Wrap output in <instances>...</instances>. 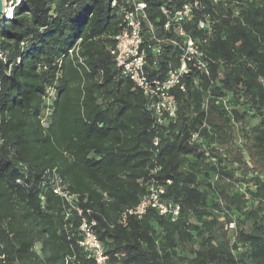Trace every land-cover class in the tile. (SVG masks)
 Returning <instances> with one entry per match:
<instances>
[{
	"label": "trees",
	"instance_id": "obj_1",
	"mask_svg": "<svg viewBox=\"0 0 264 264\" xmlns=\"http://www.w3.org/2000/svg\"><path fill=\"white\" fill-rule=\"evenodd\" d=\"M112 1L24 0L0 21V264H95L79 244L82 218L94 221L105 264H264V0H140L142 46L161 47L148 48L151 75L179 64L162 5L191 3L183 27L208 61V76L191 68L184 90L171 89L166 125L115 66L128 2ZM204 15L210 30L198 28ZM153 180L177 218L149 207L121 223Z\"/></svg>",
	"mask_w": 264,
	"mask_h": 264
},
{
	"label": "built area",
	"instance_id": "obj_2",
	"mask_svg": "<svg viewBox=\"0 0 264 264\" xmlns=\"http://www.w3.org/2000/svg\"><path fill=\"white\" fill-rule=\"evenodd\" d=\"M3 1V19L11 18L16 7L22 5L24 0H2ZM216 3L218 0H211ZM128 4L121 8L123 12V27L114 36L115 44L110 49V54L113 56L114 63L119 73L128 78L134 88L139 89L147 98V108L154 117L156 125H166L167 122L173 119L176 115V103L171 94V89L179 86L184 90V86L180 83L183 74L187 73L191 68L205 75H209L208 61L205 53L195 39H193L183 27V22L190 17L191 3L186 2L179 10L171 11L165 5L160 7L161 13L165 16L163 27L165 30L173 31L175 38H172L176 44L180 46V56L178 66L168 65L165 70L164 77L151 75L147 61V48L142 46L143 43V22H148V17L145 12L146 4L140 0H127ZM116 0H113L111 5H115ZM194 6H198L197 0L193 1ZM200 6V5H199ZM210 20L208 15H204V19L198 21V28L210 30ZM149 30L152 31V26L149 24ZM179 39H177V38ZM178 40H180L178 42ZM160 43L162 39H157ZM77 51V47L74 48ZM149 50L153 54H159L161 47L157 44L155 47H150ZM72 49L69 50L71 52ZM47 92L50 97H54L55 93L48 88ZM43 126H47L46 121H42ZM191 141L201 143L202 139L198 132L191 134ZM158 138L155 137L153 145H158ZM159 167L154 169L157 171ZM54 192L60 195L68 205L72 206L75 195L70 194L62 184L61 178L53 173L51 177ZM164 187L153 180L149 186L147 193L139 200V202L126 209L121 217L120 222L125 223L127 215H136L141 217L147 208L151 207L157 210L160 215L168 216L171 221H174L180 211L178 203L162 198ZM80 214L81 211L78 210ZM68 215V214H66ZM94 221L88 222L82 218L80 222V231L82 239L79 241L80 246L84 251L91 256L95 264H105L106 255L103 252L100 241L92 229ZM3 257V256H1Z\"/></svg>",
	"mask_w": 264,
	"mask_h": 264
},
{
	"label": "rangeland",
	"instance_id": "obj_3",
	"mask_svg": "<svg viewBox=\"0 0 264 264\" xmlns=\"http://www.w3.org/2000/svg\"><path fill=\"white\" fill-rule=\"evenodd\" d=\"M207 98V93H206V96H205V99ZM229 99V96H223V97H218V100L219 101H222V103L223 104H228V100ZM257 121V118H252V119H250V125H252V124H254L255 122ZM234 134H235V141L237 142V143H239L240 141H241V139H240V132H239V130H238V124H235V131H234ZM214 161V160H213ZM215 178V175L213 174V173H211V175H210V179L211 180H213ZM239 178H240V176H239ZM237 189L240 191V192H243L244 190H245V187H244V185L243 184H239L238 185V187H237ZM191 220L192 221H196V217H192L191 218ZM226 227H227V229H233L234 227H235V223H234V221H232V222H230V223H228L227 225H226ZM205 232V229L203 230V233ZM200 239H201V237L200 236H197V238H196V244H198L199 242H200Z\"/></svg>",
	"mask_w": 264,
	"mask_h": 264
},
{
	"label": "water",
	"instance_id": "obj_4",
	"mask_svg": "<svg viewBox=\"0 0 264 264\" xmlns=\"http://www.w3.org/2000/svg\"><path fill=\"white\" fill-rule=\"evenodd\" d=\"M4 11H3V1L0 0V21L3 19Z\"/></svg>",
	"mask_w": 264,
	"mask_h": 264
}]
</instances>
